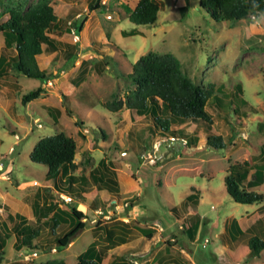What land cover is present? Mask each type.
Wrapping results in <instances>:
<instances>
[{
	"label": "rangeland",
	"instance_id": "1",
	"mask_svg": "<svg viewBox=\"0 0 264 264\" xmlns=\"http://www.w3.org/2000/svg\"><path fill=\"white\" fill-rule=\"evenodd\" d=\"M37 1L0 0V24L8 18L9 9L25 11ZM90 1L50 0L57 21L48 36L55 40L56 50L43 45L38 57L39 67L49 79L28 78L11 68L0 76V162L4 164L0 175L8 172V180L0 179V192L10 196L5 197L7 205L13 203L25 219L34 216V210L24 205V198L45 181L47 167L32 162L29 155L40 138L62 131L76 142L77 174H89L100 159H106L120 175L119 188L124 194L116 197V204H110L114 208L100 207L102 214L97 218L89 209H80L81 202L76 200V209L91 215L87 227L103 228L109 220L126 218L131 225L145 230L149 226L159 233L168 229L175 238L170 241L167 235L166 239L195 264H264L263 252L249 258L245 240L236 244L224 235L225 224L231 218H236L242 228L258 221L253 226L259 228L262 223L264 229V200L253 204L234 202L224 184L231 165L247 162L252 168L248 178L252 179L255 164L261 162L258 156L264 144V13L238 21H215L205 0H157L162 8L156 22L136 26L127 18V10L134 8L136 0H101L103 7L95 11L88 10ZM84 15L87 20L76 38L71 23ZM132 28L138 31L136 35H122L121 31ZM2 44L0 34V53L7 55ZM149 52L172 54L194 84L212 92L206 105L212 124L206 133L220 136L225 143L222 149L216 151L205 145L206 133L201 124L177 125L186 135L176 133L173 139L158 133L151 136L144 130L147 120L125 106L113 108V103L123 100L135 88L127 76L133 62ZM103 58L107 64L100 68ZM98 69L102 72L97 73ZM38 86L43 90L40 96L22 104L21 96ZM191 135L199 138L196 147H186L184 139L180 141L182 136ZM155 143L159 147L156 155L160 156L150 164L141 156L151 151ZM139 177V189L131 191L133 181ZM88 183L85 179L84 185ZM192 188L199 191L196 212L201 216L194 242L183 230L189 225V214L195 212L188 201L183 204ZM259 192L264 195V184ZM56 199V204L64 202L59 194ZM98 199L104 200L102 194ZM134 204L136 219L128 215ZM174 205L176 213L171 211ZM7 211L14 214L15 208ZM12 214L3 209L0 215L1 221L5 219L4 226L0 224V237L5 238L0 264H32L51 259L74 264L99 232L84 228L68 248L53 251L49 244L57 232L67 228L69 220L57 222L52 232L49 225L40 223L37 214V222L30 221L40 230V241L35 240L37 248L16 250L15 229L23 223ZM151 242L157 245L161 241L155 236ZM147 243L146 238L135 243V255L128 256L135 264H145L148 255L147 264L157 263L163 251L153 250L152 243L146 246ZM20 253L27 257H20Z\"/></svg>",
	"mask_w": 264,
	"mask_h": 264
},
{
	"label": "trees",
	"instance_id": "2",
	"mask_svg": "<svg viewBox=\"0 0 264 264\" xmlns=\"http://www.w3.org/2000/svg\"><path fill=\"white\" fill-rule=\"evenodd\" d=\"M103 5L101 0H91L88 4V10L95 11L102 8ZM205 6L215 21H238L252 16L258 17L264 13V0H205ZM160 8L162 5L157 0H138L132 10H127V18L136 26L153 25L157 20V13ZM86 20L87 16L84 15L71 23L77 34L83 29ZM56 21L57 16L50 0H38L25 11L19 8L9 9L8 18L0 24V34L3 36L2 47L7 53V55L0 54V76L11 68L14 72L28 78L39 79L40 81L49 79V76L40 70L38 57L42 54L43 45H46L51 51L56 50L55 40L48 36V31L56 24ZM121 33L130 36L136 35L138 31L132 28L129 31L123 30ZM99 53L102 54V52ZM104 59L99 61L100 68L107 64L106 61H103ZM96 71L97 73L102 72L101 69ZM127 76L135 84V88L128 92L123 100L113 103V108L125 106L138 117L147 120L148 123L145 122L144 130L151 136L158 133V136L175 138L176 133L181 135L186 133V131L179 130L177 125L188 124L189 122L201 124L205 128V133L209 130L212 120L206 110V105L212 92L194 84L182 71L180 62L172 54L149 52L140 56L133 62L131 72ZM42 91L40 86L28 91L21 96V103L25 105L38 98ZM108 109H111V106H108ZM181 139H184L186 147H196L199 143V138L195 135H191L189 138L182 136L180 141ZM205 145L217 151L222 149L225 143L220 136L206 133ZM76 150L75 140L60 131L54 135L40 138L30 152L29 158L32 162L45 165L47 167L45 178L56 181L62 170H65L66 173L75 170L77 166L74 162ZM258 157L261 162L255 164L252 179L248 178L252 168L247 162L229 167V171L224 177V184L227 194L234 202L253 204L264 200V195L257 191V188L264 181V144ZM88 176L93 182L92 185H95L97 189H106L114 199L119 197L116 172L106 159H100ZM72 178H74L73 175H69V183ZM79 187V190H74L72 187H62L61 190L59 188L57 190L59 193H68L66 195L69 196H76V193L80 195L87 190L84 181L79 184ZM191 192L185 197L183 204L188 201L195 213L188 217L189 225L184 232L189 239L193 240L201 225V216L196 212L199 203V191L192 189ZM70 211L73 221L71 226L62 235L55 236L54 242L49 244V247H54L57 251L66 248L73 237L86 227L85 221H83L86 217L85 214L76 209L75 206L71 207ZM171 211L176 213L177 208L172 207ZM59 218L60 215L56 212L50 218L49 222L52 223L49 224V229L52 232L53 227L57 222H60ZM111 223V226L105 225L103 227L104 240L108 244L103 247L102 252L97 250L98 241H94L77 256L74 264H101L107 249L125 243L138 232L144 233L145 231V229L137 228L121 219H112ZM258 227L260 228V225ZM259 228L253 226L243 231L237 219L231 218L225 224L224 235L236 244L238 241L245 240L248 247L247 256L254 258L262 252L264 253V239ZM251 230L253 233L250 234L249 231ZM15 232V249L18 250L21 247L37 248L35 240L40 241L38 239L40 236L38 227L23 223ZM150 235L146 234V237H151ZM38 245L41 246V244ZM4 246L5 238L0 237V263ZM32 264L67 263L61 259H51ZM120 264L134 263L122 259Z\"/></svg>",
	"mask_w": 264,
	"mask_h": 264
},
{
	"label": "crops",
	"instance_id": "3",
	"mask_svg": "<svg viewBox=\"0 0 264 264\" xmlns=\"http://www.w3.org/2000/svg\"><path fill=\"white\" fill-rule=\"evenodd\" d=\"M137 2H138V0H136V3ZM75 16L78 17V13L75 14ZM82 31L83 30H81V32ZM81 32L79 34H81ZM7 59L9 60V57ZM40 70H41V68H40ZM48 82L50 83V81H48ZM12 87H14L13 84H12ZM74 162L77 164V162L75 160H74ZM77 167L78 166H76L75 170H73L72 172H68V173H66L65 170H62L61 173L56 178V181L49 180V179H46L45 178V181L38 188H36L31 193L27 194L26 197L24 198L25 201H26L24 203V205H26V206L29 205L31 207V211H32V209L34 210V212H33L34 216H36L38 214V216H40V218H38V219H40V223H42V224L44 223V225H47L48 226L49 224L52 223V222H49V221H50V218L52 217V215H53L54 212H56V213H58L60 215V218H59L60 219V222H61L60 224H63V222L65 223L66 220L67 221L69 220V223H68L67 228L65 230L62 229L59 232H57L55 234L56 236L62 235L71 226V224H72L73 221H72V218H71V211H70V209H71V207L75 206L74 204H76L75 203L76 200H79L81 202L80 203V206L82 208H80V209H82L83 211L85 209H87V210L89 209L93 213L94 218H97L98 217L97 216L98 215V211L101 210L100 207L105 206V208L106 207H108V208L109 207L110 208H114V206H112V205L110 206V204L114 200L116 201V199L110 198V193L106 189H97L95 185H92L93 184L92 181H90L91 184L89 183L88 186L86 187L87 190L84 191V192H82V193H80V195H77L78 193H76V197H74V195H70V196L69 195H66L68 193H59V191L57 190V188H59V190H61L62 187H72V188H74V190H77V189L79 190L80 189L79 184L80 183H83L84 178H86V177H87L86 180L89 182V180H88V174H86V175L77 174V172H76V171H78ZM114 170L116 172V178H117V182H118V187H120L119 186V179H118V175L119 174H118L116 168H114ZM6 172H4V173H2L0 175V179H6V180H8L7 179L8 176L5 174ZM69 175H73V177H74V178L70 179V181H71L70 183H69V179H68ZM119 178H120V175H119ZM140 182H141L140 181V177L137 178V180H134L133 181L134 184L132 186L131 191L134 190V188L135 189H139ZM69 184H70V186H69ZM263 184H264V181H263L262 185ZM262 185H260L257 188V191L258 192L261 189ZM24 187L25 186H22V188H24ZM192 189H194V188H192ZM127 191L129 192L130 190H127ZM99 193L102 194V196L104 197V200L103 201L100 200V199H98ZM122 193L123 192L119 188V194L122 195ZM58 194H59L60 199L62 201H64L63 203H57L56 204V202H57L56 197H57ZM4 195L5 194L3 192H0V201H1V204H2L1 208L5 209V211L9 215H11L12 214V213H10L11 211L8 212L7 210H8L9 207L10 208H13L14 207L15 208V211H13L14 214H19L18 211H17L18 210L17 207L14 206L13 203H12V205L10 203L7 205L8 201H5L6 200L5 197L7 196L6 198L8 199V197H10V196L8 194L6 196H4ZM61 196L65 197V198H68L69 200H64V199L61 198ZM12 200H14V197H12ZM134 206H135V204L133 205L132 210L129 211L128 215L129 216L133 215V219H136V218H134V215H136V209L134 208ZM172 207H175V205L172 206ZM108 208H106V210ZM83 213L86 216L83 219V221H85V224H86V227L85 228H88L89 231L91 229L93 230L94 227H95V229H99L98 230L99 232L97 234V237H93L92 236L93 237V240L90 242V244L92 242H94V241H96V242L98 241L97 242L98 243L97 244V250H99V252L101 253L102 250H103V247L108 244L104 240V229L102 227H99V226L87 227V219L91 215H87L86 214V211L83 212ZM14 214H12L14 216V218L16 216H17V218H20V222L21 223H26V224H29L30 225L31 222H32V220H33L34 223L37 222V218H34V216L33 217L31 216L30 218L25 219L20 214L19 215H14ZM0 215H1V213H0ZM189 215H191V214H189ZM9 219H11V218H9ZM114 219H120V218H114ZM122 219L124 220L126 218H122ZM92 220H94V219H92ZM126 220H128V219H126ZM4 221H5V219L2 220V221L0 220L1 226H4V223H3ZM111 221L112 220H109L108 222H105V224L108 225V226H111V224H112ZM135 221L137 222V220H135ZM128 222H129V220H128ZM237 222H238V220H237ZM258 223H259L258 221L257 222H253L251 225L248 226V228L249 227H253V224H256L257 225ZM238 224H239V222H238ZM21 225H23V224H21ZM134 225H135V223H134ZM139 225H142V223H139ZM239 226H240L241 230H243V231L246 229V227H243L242 228V226L240 224H239ZM104 227H105V225H104ZM200 227L198 229V232L200 230ZM137 228H138V226H137ZM149 228L152 229L153 231L152 230H149ZM17 229H15V231ZM141 229H144V228H141ZM160 229H164V227L163 228L160 227ZM259 229L261 230V232H262V234L264 236V229H263L262 223H260V228ZM154 230L157 232V228L150 227L149 226L148 229H146L144 231V233H139V232L137 233L136 232L137 234L132 239H128V241H126L125 243H122L120 245H117L115 247H112V248L107 249L104 252V256L102 258L101 264H120L122 262V259L128 260V261L133 262L135 264V261L134 260L132 261L128 256L129 255H133V256L135 255V252H132V251H134L136 249L137 242L140 241V238H146V239H148V243H147L146 246H149V243H152V245H153L154 242H151V240H153L155 236H156V239H158L161 242L158 243L157 245L156 244L153 245V250L154 249L157 250V248H158V251H160V250L163 251L162 254L158 257L157 263H155V264H195V262L192 260V258L188 254H186V256H183L184 251L181 250V249H177L175 246L172 245V243L170 241L175 238L174 233L168 234V231H167L168 229L165 228L164 231H163V233L157 232L155 234V231ZM183 230H185V229H183ZM53 232H54V229H53ZM198 232H197V234H198ZM146 234H151L150 235L151 237H146ZM197 234L195 236V239L192 240V242H194L196 240ZM167 235H170L169 236L170 237L169 238L170 241L166 239ZM14 236H15V234H14ZM159 236H160V238H158ZM71 244H72V241L69 243V245L66 248H68ZM18 250H20V249H18ZM190 250L191 249L188 247V251H190ZM22 255L23 254L20 253V257H22ZM149 257L150 256L148 255V258ZM148 258H146L144 260L145 261V264H147V261L150 260ZM76 259H77V257H76Z\"/></svg>",
	"mask_w": 264,
	"mask_h": 264
},
{
	"label": "built area",
	"instance_id": "4",
	"mask_svg": "<svg viewBox=\"0 0 264 264\" xmlns=\"http://www.w3.org/2000/svg\"><path fill=\"white\" fill-rule=\"evenodd\" d=\"M72 33L75 35V37L77 38L78 37V34L76 33V31H75V29L74 28H72ZM171 139H173V138H171ZM158 150H159V147H158V145H156V143L153 145V147H152V150L151 151H145L143 154H142V156H141V158L143 157L148 163H150V164H154L155 163V161H157L158 159V157L160 156H157L156 155V152H158ZM125 153H122L121 155H124ZM3 167H4V164H3V162L1 161L0 162V172H1V170L3 169ZM61 198L62 199H64V200H69L68 198H65V197H63V196H61ZM112 205H114V204H116V201L114 200L112 203H111ZM128 205V203L126 202L125 204H124V206L126 207ZM1 206H2V204H1V201H0V213H2V211H3V208H1ZM100 214H102V211H98V215H100ZM103 217H105V218H109L110 216H108V215H105V216H103ZM123 220V219H122ZM124 221L125 222H128V220H126V219H124ZM53 251H55V248H53ZM30 256H35V254L34 253H31L30 254ZM24 257H27V256H24Z\"/></svg>",
	"mask_w": 264,
	"mask_h": 264
}]
</instances>
